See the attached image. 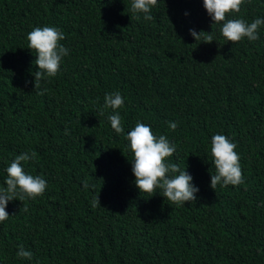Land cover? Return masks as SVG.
Wrapping results in <instances>:
<instances>
[{"label":"trees","instance_id":"1","mask_svg":"<svg viewBox=\"0 0 264 264\" xmlns=\"http://www.w3.org/2000/svg\"><path fill=\"white\" fill-rule=\"evenodd\" d=\"M131 4L0 0V188L15 157L32 151L37 158L22 166L47 181L43 196L9 201L0 264H264V25L258 40L233 44L203 0H158L152 20ZM257 18L264 0L227 16ZM44 26L64 34L69 53L34 91L27 34ZM115 92L124 98L121 134L113 109L101 115ZM137 122L175 145L167 162L193 177L197 201L177 207L159 189L140 193L126 139ZM215 134L237 145L238 186L210 187ZM21 245L32 259L17 257Z\"/></svg>","mask_w":264,"mask_h":264},{"label":"clouds","instance_id":"2","mask_svg":"<svg viewBox=\"0 0 264 264\" xmlns=\"http://www.w3.org/2000/svg\"><path fill=\"white\" fill-rule=\"evenodd\" d=\"M157 3L158 0H132L131 12L144 13L145 20H152L153 16L150 13ZM244 3L245 0H203V6L213 21V25L222 23L220 29L222 36L233 44L239 43L244 38L249 41L258 40V29L264 25V19L261 18L255 19L250 24L243 19H227L229 14L239 13ZM137 19H139L138 16ZM189 33L196 41H199L204 32L197 33L195 29H189ZM64 39V34L58 28L50 26L35 27L27 34V48L31 49L37 57L34 64L39 69L34 72V91L41 89L43 80L55 77L60 71L61 62L69 53V49L60 43ZM212 42V35L204 37V43ZM45 91L47 89L39 91L38 94L43 95ZM104 100L101 115H103V109L111 108L115 112L124 105V98L119 92L106 94ZM108 119L117 134L124 132L119 112L109 115ZM177 126L176 122L169 121L171 130L174 131ZM126 139L133 154L131 163L135 176L134 183L141 194L151 195L159 189V193L170 204L177 207L197 201L196 194L200 189L194 185L193 177L187 170H181L177 164L167 162L168 158L176 152V147L165 135L156 136L149 125L137 122L135 127L127 133ZM236 147L237 145L226 135L212 136L210 157L215 174L210 171L211 189L216 190L218 185L221 187L238 186L244 182L240 156L235 151ZM36 158L35 151L30 154L22 153L17 155L6 168L7 175L4 180L6 187L0 188V223L10 216L6 211L9 201L35 200L45 193L47 181L41 176L27 174L22 166V162ZM83 187L85 190L90 187L87 180L83 182ZM91 187L95 188V185ZM91 206L93 208L101 206L100 196L92 199ZM24 210H27L26 206ZM16 255L18 258L29 260L33 256L32 252L25 250L23 245L20 246Z\"/></svg>","mask_w":264,"mask_h":264}]
</instances>
